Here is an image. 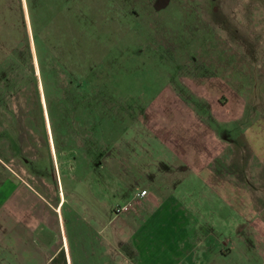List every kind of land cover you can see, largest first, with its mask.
<instances>
[{
	"label": "rangeland",
	"instance_id": "374dc122",
	"mask_svg": "<svg viewBox=\"0 0 264 264\" xmlns=\"http://www.w3.org/2000/svg\"><path fill=\"white\" fill-rule=\"evenodd\" d=\"M50 1L53 10L49 13L46 7V13L64 20V0ZM24 3L0 0V112L13 116L0 118V162L13 168L17 131L21 130L24 140L49 135L44 108L43 122L31 82L32 71L37 75V59L40 56L44 68L54 71L55 55L67 50L64 43L45 44L41 27L37 29L42 39L39 46L32 41ZM76 3L89 22L80 41L85 56L88 52L95 61L98 79L94 94L106 115L95 132L100 150L94 149V163L82 160L87 152L77 150L84 142L78 124L71 135V156L76 160L67 164L56 160L65 203L77 205L76 201L84 202L87 191L107 192V186L126 182L131 171L127 174L124 170V138L131 137L132 154L141 147L156 149L155 144L162 142L174 153L197 155L200 168L210 176L220 173L223 180L216 182L222 187L229 185L233 192L230 203L195 177L176 184L172 180L184 191L178 196L180 202L192 205L186 213L200 230L199 248L189 256L197 260L191 264H264V235L246 229V237L241 236L235 221L238 207L248 206L251 218L264 216V211H259L262 208L248 196L257 192L254 196L264 197L263 186L254 191L264 176L249 179L253 172H264V157L257 163L264 156V0H166L165 5L159 0ZM35 17L40 26L38 15ZM68 59L69 69L73 60L76 66L82 65L81 59ZM57 66L53 76L62 84L66 80L64 69L59 63ZM49 95L46 103L53 113L49 115L53 126L57 109ZM55 125L61 128L60 123ZM98 152L101 155L97 157ZM45 153V148L36 150V156ZM27 168L37 177L53 174L48 157ZM151 185L141 179L132 180L129 186L131 191L144 187L152 192ZM218 245L229 252L216 251L215 255L212 251ZM184 263L190 264L188 258Z\"/></svg>",
	"mask_w": 264,
	"mask_h": 264
},
{
	"label": "crops",
	"instance_id": "0c3cea01",
	"mask_svg": "<svg viewBox=\"0 0 264 264\" xmlns=\"http://www.w3.org/2000/svg\"><path fill=\"white\" fill-rule=\"evenodd\" d=\"M5 115L8 116L0 112V118ZM48 138L51 158L48 154L36 156V138H32V144L27 143L29 139L25 143L19 130L14 168L0 162V264H183L184 258L191 264L197 258L189 257L190 251L197 250L202 239L199 226L187 216L192 205L178 199L184 191L176 187V182L195 177L221 199L232 202L230 186L224 182L226 186L222 187L216 182L223 180L220 173L210 176L204 167L200 168L197 155L174 153L162 142L155 144L156 149L141 147L132 154L131 137H126L127 148H121L129 166L124 168L125 173L131 171L126 182L107 186V192L87 191L84 202L67 204L50 135ZM41 157L51 162L52 176L37 177L27 168ZM263 157H258L257 163H262ZM260 175L264 176V172H253L249 179L259 180ZM141 179L152 183V192L144 187L131 191V181ZM207 180L215 182L208 184ZM82 181L90 188L87 181ZM259 186L264 191V182L254 191ZM142 189L144 195L135 200V194ZM254 194L259 193H248L249 200L264 211V197ZM131 199L132 209L113 213L115 204ZM239 200L244 201L241 196ZM249 210L248 206L238 207L235 221L239 233L245 236L246 229L253 230L261 237L264 216L251 218ZM217 247L212 251L215 255L229 252L225 246Z\"/></svg>",
	"mask_w": 264,
	"mask_h": 264
},
{
	"label": "trees",
	"instance_id": "16d2710c",
	"mask_svg": "<svg viewBox=\"0 0 264 264\" xmlns=\"http://www.w3.org/2000/svg\"><path fill=\"white\" fill-rule=\"evenodd\" d=\"M75 1V2H74ZM64 0L63 5H65V19L59 20L56 19V16L49 15L52 12V5L51 1L47 5L43 4L45 1L43 0H25V9L29 19V26H30V35L32 41L39 46L40 42L42 41L41 33L37 31L38 28L44 29V33L46 34L43 41L48 42L52 46H58L61 43H64L67 46V50L63 52V54L59 55L56 54V66L53 65L54 71L44 68L43 60L38 57V70L37 75L32 71L31 74V82H33L34 89L37 93V107L39 108V113L41 115L42 121L44 122L43 118V108L44 113L47 118L48 128H49V135L52 141L53 149H54V156L57 162L62 164H67L71 159H75L72 152V145H71V135L72 130L75 128L73 127L74 124H78L82 127V136L84 142L82 143L81 147H77V150L82 149L84 152H87L85 158L87 161L94 163L95 157H93L96 153V150H100L99 146H96L97 138H96V129L105 117L106 114H102V109L97 100V96H95L94 87L97 82V73L94 70L95 61H93L89 53H86L85 56V47L81 43L80 36L83 35L84 29L86 30V22L83 18L82 13L78 9V5L76 2L79 0ZM20 2V0H19ZM82 3L81 9L84 7V3ZM49 10V13H46L45 8ZM21 16H23V11L21 8ZM40 19L41 25L38 26L36 24V17ZM45 15H48L46 18ZM83 18V19H82ZM22 27H23V35L25 38V42L27 43V33L25 30V24L22 17ZM83 26H85L83 28ZM48 35V36H47ZM84 39V37H83ZM29 54V51H27ZM74 58L78 61V59L82 62L81 66H76L75 61L73 60V66L71 69L67 67V63L69 61L68 58ZM94 59V58H93ZM89 61V63H88ZM92 61V63H91ZM61 65V68L64 69L63 74L65 75V81L62 84H59L57 79L53 76L55 74V68L58 67L57 64ZM55 66V67H54ZM48 80V81H47ZM40 88H39V86ZM60 90L59 92H57ZM57 92V93H56ZM52 94V98L55 101L54 106L57 109L56 117L54 121V125L52 126L49 122V115L51 114V109H48L46 98L50 97L49 94ZM42 100V102H41ZM42 104L44 107H42ZM53 115V113L51 114ZM9 116V115H8ZM10 119H13V116H9ZM99 117V120H97ZM101 117V120H100ZM17 120V118H15ZM60 123V129L55 125ZM18 123V120H17ZM90 128L88 133L90 135L87 136V130ZM32 132L36 135V132L32 130ZM41 134V133H40ZM34 135V136H35ZM46 135V133H45ZM39 139H36L39 143V150L43 151L45 148L46 153L50 157L49 152V138L39 135ZM34 138V137H33ZM48 138V139H47ZM28 141L25 140V143ZM28 144H32V138L29 139ZM32 146V145H31ZM98 147V149H97ZM60 149V150H59ZM96 149V150H94ZM101 155L100 152L97 153V157ZM82 157V156H81ZM84 158V157H83ZM51 161V160H50Z\"/></svg>",
	"mask_w": 264,
	"mask_h": 264
},
{
	"label": "built area",
	"instance_id": "2783aa9c",
	"mask_svg": "<svg viewBox=\"0 0 264 264\" xmlns=\"http://www.w3.org/2000/svg\"><path fill=\"white\" fill-rule=\"evenodd\" d=\"M145 190H140L139 192H137L135 194V200L136 198H140L142 195H144ZM134 206V200L131 199L130 201L124 202V203H119V204H115L113 206V213L114 214H120V213H125L127 211H129L130 209H132Z\"/></svg>",
	"mask_w": 264,
	"mask_h": 264
},
{
	"label": "water",
	"instance_id": "95a60500",
	"mask_svg": "<svg viewBox=\"0 0 264 264\" xmlns=\"http://www.w3.org/2000/svg\"><path fill=\"white\" fill-rule=\"evenodd\" d=\"M163 5H165L166 4V0H159ZM161 4V5H162Z\"/></svg>",
	"mask_w": 264,
	"mask_h": 264
}]
</instances>
